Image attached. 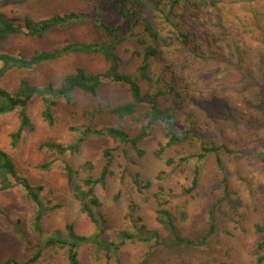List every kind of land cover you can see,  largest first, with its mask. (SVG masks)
<instances>
[{"label":"rangeland","instance_id":"obj_1","mask_svg":"<svg viewBox=\"0 0 264 264\" xmlns=\"http://www.w3.org/2000/svg\"><path fill=\"white\" fill-rule=\"evenodd\" d=\"M91 1L27 0L22 3L0 4V9L11 20L24 16L40 20L69 12L89 15L88 6ZM222 1L215 9L201 13L186 11V24L195 34L193 36L201 50L197 57L191 56L189 59V74L177 73L173 78L167 71L164 78L177 87L184 78L181 88L191 94L190 101L179 110L180 122L187 115H192L198 121V129L206 140H213L217 146L224 145L229 150L226 153L220 149L218 172L212 156H208L201 165L197 164L200 167L198 194L192 198L174 200L175 203H186L188 215L185 222L177 223V234L197 239L208 232L209 217L206 211L212 204L207 203L206 194L208 189L217 185L218 190L215 188L216 192L211 198L219 200L222 185L227 186L229 199L236 205V212L231 214L224 202L219 205L221 209L213 215L218 234L209 238L203 248L125 243L119 251L118 264H257L258 255L264 256V249L261 253L255 252L257 245L264 242V234H258L254 229L256 225L264 229V0ZM103 11L105 22L111 25L118 23L114 13L106 7ZM102 40V34L92 31L85 24H78L52 30L42 39H9L0 43V51L30 56L35 51H50L72 41ZM135 47V42L129 40L117 48L124 73L134 74L139 65L140 59L133 56ZM182 60L184 56L177 58L178 62ZM195 62L198 63L194 64ZM78 67L90 73H99L107 68V64L99 56L72 55L42 64L28 72H8L0 79V87L13 92L20 80H27L38 87L49 83L57 86L64 76ZM157 68L154 67V70L157 71ZM141 85L143 94L147 96L150 89L143 82ZM98 97L104 112L92 124L93 128L121 127L132 138L139 135V130L145 123L141 119L144 107L137 111L136 116L140 120L119 119L110 113L111 109L130 102L125 87L103 86ZM157 100L165 109L172 106L169 97ZM75 101V108L59 102L52 110L54 125L48 127L41 117L43 103L35 98L27 109L31 130L23 132L15 148L10 147V134L17 130L15 114L5 116L0 121V148L9 155L21 176L31 185L43 187L41 196L44 200L50 201L51 206H58L40 222L45 235L58 230L64 232L66 225H72L74 231L81 235H89L93 231L87 219L79 212L61 166L67 163L77 168L85 162H91L94 171H98L102 151L118 146L111 139L91 137L74 154L55 156L39 150L38 146L43 141L66 144L72 139L69 129L84 125L86 119L83 118V113L91 109V101L79 92L75 94ZM164 142L163 127L156 124L140 142V148L145 151L142 159H137L134 152L122 146L114 153L116 171L117 164H127L128 173H139L145 180L153 182V188L138 195L126 184L125 189L120 191V197L116 199L120 189L118 174L107 180L103 189L98 188L106 220L105 238L110 241L116 231L133 232L126 219L130 205L142 224L157 231L163 241L168 238L155 222L156 208L152 198L157 185L155 177L165 169V160L184 151L190 153L194 148L191 150V147H186L181 150L171 147L164 152L162 160H157L153 153ZM125 149L126 155L123 153ZM42 166L47 168L43 169ZM179 170L165 181V186L176 195L180 194L181 188L187 183L185 176L189 177L188 168L184 173L178 172ZM32 212V204L22 189L0 191V262L13 259L22 263L30 257L23 240L10 230L7 220L12 223L20 221L23 238L33 240L29 233ZM79 260L80 264H105L102 257L98 261L92 260L88 248L79 251ZM34 264H65V261L61 251L47 250Z\"/></svg>","mask_w":264,"mask_h":264},{"label":"trees","instance_id":"obj_2","mask_svg":"<svg viewBox=\"0 0 264 264\" xmlns=\"http://www.w3.org/2000/svg\"><path fill=\"white\" fill-rule=\"evenodd\" d=\"M26 1L0 0V4ZM222 2V0H92L88 6L89 15L69 12L63 15L54 14L40 20H33L28 16L11 20L0 9V43L16 37L42 39L52 30L78 24H85L92 31L104 36V40L100 42L72 41L50 51H35L30 56L0 51V79L8 72H28L42 64L72 55L99 56L107 64V68L99 73H90L78 67L64 76L57 86L49 83L38 87L27 80H20L13 92L0 87V121L8 115L16 116L17 130L10 134V147L15 148L23 132L31 130L27 109L35 98H39L43 103L42 121L48 127H53L52 110L59 102L75 108V94L78 92L91 101V109L83 113V118L86 119L84 125L69 129L72 139L66 144L43 141L38 146L39 150L55 156L74 154L91 137L108 138L118 145L116 148H106L102 151L98 171H94L95 168L91 162H85L77 168L67 163L61 166L80 214L92 227L93 231L89 235L76 233L72 225H66L64 232L58 230L45 235L40 222L58 206H51L50 201H45L41 196L43 187L33 186L24 176H21L9 155L0 148V191L6 192L20 188L33 207L29 222V233L33 236V240L23 238L20 221L12 223L7 220L10 230L23 240L24 248L31 254L30 257L22 263L7 259L0 264H34L47 250L61 251L65 264H80L79 251L82 248L89 249L94 261L102 257L105 264H118V254L125 243L200 249L206 246L209 238L218 234L213 215L221 209L219 205L224 202L228 207L227 210L235 214L236 205L229 199L227 186L222 185L219 200L211 198V195L216 192L215 188L218 190L217 185L215 188L208 189L209 192L206 194L207 203L212 204L206 211L209 217L208 232L197 239L181 237L177 234V223L185 222L188 215L186 203L184 201L175 203L174 200L192 198L198 194L199 165L204 163L208 156H212L215 160V170L218 172L219 151L222 149L228 153L229 150L224 145L217 146L213 140H206L198 129L200 127L198 121L192 115H187L180 122L179 110L190 101L191 94L181 88L184 78L181 79L182 82L178 87L164 78L167 71L173 78L177 73L178 75L189 74L191 66L189 59L191 56L197 57V53L201 50L193 36L195 34L186 24V11L201 13L215 9ZM104 7L117 16V24L111 25L103 20ZM129 40H133L136 45L133 56L140 59L134 74L122 71L121 59L117 52L118 46ZM181 56H184V60L178 62L177 58ZM154 67H158V70L155 71ZM141 82L150 89L147 96L143 94ZM106 85L123 86L130 96V102L111 109L110 113L115 117L140 120L136 116L137 111L140 107L145 108L141 116L145 123L137 137H130L121 127L101 129L92 127V124L104 112L99 102L98 92ZM160 97H169L172 106L166 109L161 107L157 100ZM156 124L163 127L165 142L159 144L154 151L155 159L162 160L164 152L171 147L181 150L186 147H191V150L194 148L190 153L184 151L165 160V169L155 177L157 185L152 195L156 208L155 222L168 238L163 241L157 231L148 229L142 224L141 219L135 217L133 206L130 205L126 219L131 224L133 232L116 231L110 241L105 238L106 220L97 193L98 188L103 189L107 180L116 174L119 176L120 186L116 199L120 197V191L125 189L126 184H129L131 190L138 195L153 188V182L145 180L139 173H128L127 164H117L118 171H116L113 160L114 153L120 146L134 152L137 159H142L145 151L140 148V142L149 135V130ZM123 153L126 155V149ZM41 168L45 169L47 166ZM187 168L189 169V177L185 176L187 183L181 188L180 194L176 195L165 186V181L178 169H180L178 172L184 173ZM254 229L256 233L264 234V229L258 225ZM263 249L264 242H261L257 245L255 252L261 253ZM260 255L256 263L264 264V256Z\"/></svg>","mask_w":264,"mask_h":264}]
</instances>
